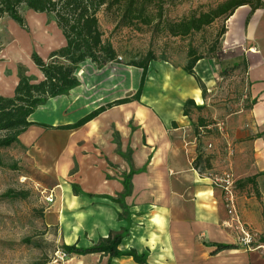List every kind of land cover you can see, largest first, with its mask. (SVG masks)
<instances>
[{
	"label": "crops",
	"instance_id": "crops-1",
	"mask_svg": "<svg viewBox=\"0 0 264 264\" xmlns=\"http://www.w3.org/2000/svg\"><path fill=\"white\" fill-rule=\"evenodd\" d=\"M250 13L249 6L235 12L225 41L228 47L242 50L253 104L228 121L221 144H209L211 170L194 168L197 139L183 115L186 101L204 104L202 91L193 77L171 65L159 77L171 76L179 88L176 111L162 103H146V85L141 103L115 106L77 130L33 126L20 137L22 145L32 149H42L46 135L60 138L46 151L57 145L51 159L56 162L53 176L68 177L62 192L58 186L52 191L57 197L54 218L62 226L65 245L92 247L111 233L120 234L128 227L129 218V234L119 249L147 253V264H264V7L248 21ZM23 14L25 28L9 18L0 22V31L3 25L11 26L15 36L0 49V94L5 97L13 96L21 68L34 81L43 79L32 60L34 47L46 60L65 44L52 16L27 10ZM77 76L81 83L78 88L40 107L37 112L42 121L37 112L30 121L55 128L75 124L103 106L133 96L142 71L124 64H109L99 70L89 61ZM160 93L159 89L155 95ZM226 171L237 181L238 215L256 249H247L240 242L241 232L236 224L229 223L222 191L211 184L210 176ZM132 172L130 193L123 198L124 181ZM72 184L79 185L84 195L75 196ZM221 245L235 249L216 252ZM68 264L137 263L131 257L110 260L109 256L92 254L73 256Z\"/></svg>",
	"mask_w": 264,
	"mask_h": 264
},
{
	"label": "rangeland",
	"instance_id": "rangeland-1",
	"mask_svg": "<svg viewBox=\"0 0 264 264\" xmlns=\"http://www.w3.org/2000/svg\"><path fill=\"white\" fill-rule=\"evenodd\" d=\"M224 1L226 0H179L166 6L164 19L177 22L193 14L207 12ZM256 1L253 0V3ZM99 21L105 39L112 43L119 54L117 62L112 64L125 65L131 60H139L149 51L169 62L159 60L151 64L146 84V103H162L168 109L176 111L179 102L176 94L179 88L174 85L170 75L160 80V73L169 69L168 65L175 69L183 68L190 46L205 58L195 68L196 75L205 87V108L201 111L191 110L188 118L191 133L197 139V153L203 157L201 170L205 172V164L208 157H211L207 153L209 144H221L228 121L247 112L253 104L242 50L236 46L228 47L225 36L217 40L218 33L228 27L229 20H218L201 33L187 38H172L165 33H156L153 25L140 26L139 29H116L114 12L107 13L104 9L99 14ZM27 22L32 27L31 16L27 17ZM0 32V37L5 39H0L2 49L8 39L15 36L11 26L7 28L3 25ZM23 44L27 46L26 41ZM34 52H38L37 47H34ZM40 53L44 54L43 51ZM135 85L137 89V82ZM159 89L161 95H155ZM36 115L42 121V115L38 112ZM58 141L60 138L46 135L41 142L42 149L16 145L0 150V264H68V260L61 261L57 257V252L63 249L66 242L62 226L54 218L53 205L57 200L55 193L54 203L46 202L48 195L57 186L62 192L61 188H65L68 181V177L56 179L53 176L56 162L51 159L55 155L54 150H58L57 145L48 153L46 151L48 145ZM75 170L76 168L73 171ZM9 191L17 193L18 197H6ZM67 243H71L69 238Z\"/></svg>",
	"mask_w": 264,
	"mask_h": 264
},
{
	"label": "trees",
	"instance_id": "trees-1",
	"mask_svg": "<svg viewBox=\"0 0 264 264\" xmlns=\"http://www.w3.org/2000/svg\"><path fill=\"white\" fill-rule=\"evenodd\" d=\"M177 1L179 0H0V22L4 18H9L25 28L26 19L23 14L25 10L47 14L53 17L65 40L64 46L53 51L46 60L37 53H33L32 60L43 75L41 81L30 79L21 68L20 80L13 96L5 97L0 94V150L16 145L26 148L22 145L20 137L33 126L45 130H77L115 106L132 102L141 103L151 72V64L159 60L169 63L165 58L159 59L153 51H149L139 60H131L125 64L142 71L138 89L133 96L103 106L72 125L55 128L30 121L37 110L45 106L48 101L66 96L80 86L77 73L83 64L90 61L102 70L107 65L117 62L118 51L105 39L99 21V14L103 9L107 13L114 12L117 19L116 29L122 27L139 29L140 26L153 25L156 33H165L172 38H187L201 33L218 20L227 22L241 7L251 8L248 21L256 10L264 7L262 0H257L255 4L253 0H226L207 12L193 14L177 22L165 20L166 6L173 5ZM226 32L227 28L224 27L218 33L217 40L225 36ZM204 59L194 47L190 46L186 65L182 68L187 75L195 79L202 91L203 99L205 87L196 75L195 68ZM203 108L205 104L199 106L195 101L188 100L184 104L183 115L190 118L191 110L201 111ZM199 122L203 124L201 119ZM172 126L176 127L177 124L174 122ZM202 160V155H198L194 161V168L201 172ZM211 169V161L208 158L205 170ZM134 174L132 172L124 181L126 192L123 198L130 193L131 179ZM72 190L75 196L84 195L77 184H72ZM5 196L16 198L18 194L9 191ZM86 196L93 197L90 194ZM107 198L123 203V200ZM119 217L122 218L121 215ZM128 224L130 225L129 218ZM129 225L120 234L111 233L92 247H80L76 243L72 246L64 245L62 251L68 255V259L73 256L103 254L109 256L110 260L131 257L137 264H147L149 256L147 253L139 255L135 250L125 252L119 249L122 241L129 234ZM231 249H235V246L221 245L217 247L216 252Z\"/></svg>",
	"mask_w": 264,
	"mask_h": 264
},
{
	"label": "built area",
	"instance_id": "built-area-1",
	"mask_svg": "<svg viewBox=\"0 0 264 264\" xmlns=\"http://www.w3.org/2000/svg\"><path fill=\"white\" fill-rule=\"evenodd\" d=\"M210 181L212 186L220 189L223 194V201L225 210L230 217V224H236L238 226V230L241 232L242 238L240 242L247 248V249H256L253 248L254 240L252 235L246 228L242 225L238 211H237V195H236V184L237 181L235 176L232 172L226 171L221 173H215L210 176ZM55 201L53 192L46 198V202L48 204H53ZM228 223V222H227ZM226 224V223H225ZM228 227H231L227 224ZM260 248V247H259ZM264 250V247H262ZM57 257L61 260H68V255L64 251H58Z\"/></svg>",
	"mask_w": 264,
	"mask_h": 264
}]
</instances>
